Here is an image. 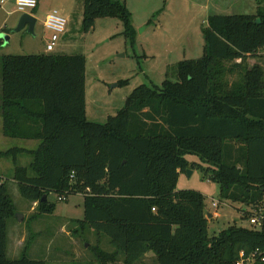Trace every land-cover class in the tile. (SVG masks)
I'll list each match as a JSON object with an SVG mask.
<instances>
[{"label": "trees", "instance_id": "obj_1", "mask_svg": "<svg viewBox=\"0 0 264 264\" xmlns=\"http://www.w3.org/2000/svg\"><path fill=\"white\" fill-rule=\"evenodd\" d=\"M106 17L130 22L125 2L84 0L86 32ZM203 32L202 58L176 65V81L135 89L105 124L87 119L83 55L1 58L3 133L40 144L0 157L33 156L35 177L17 166L14 181L39 204L35 215L54 213L52 192L84 196L81 228L106 235L116 249H97L101 264H135L149 251L159 264H234L241 253L264 251V229L233 225L212 236L204 195L177 190L180 173L199 168L224 198L253 208L264 202V70L243 64L264 50V11L210 16ZM236 71L230 83L227 73ZM16 214L0 177V264H46L26 251L8 258V220Z\"/></svg>", "mask_w": 264, "mask_h": 264}, {"label": "rangeland", "instance_id": "obj_2", "mask_svg": "<svg viewBox=\"0 0 264 264\" xmlns=\"http://www.w3.org/2000/svg\"><path fill=\"white\" fill-rule=\"evenodd\" d=\"M130 13L127 25L119 17L98 18L94 29L83 26L84 0H42L34 33L28 26L18 31L25 13L10 14L15 6L5 4L0 9V102L2 103L3 56L83 55L86 58V115L90 122L105 124L125 108L128 98L142 85L161 86L169 78L177 80L176 65L185 60H197L205 53V36L213 15H255L264 0H120ZM54 11L67 20L66 32L60 34L55 49L47 51L52 32L45 23ZM5 36V40L1 36ZM237 60L233 64H241ZM248 69L259 65L264 70V50L243 63ZM229 67V65H227ZM230 83L239 79V72L227 73ZM0 103V112L2 105ZM0 121V152L16 148L36 149L38 141L8 138ZM189 162L203 164L197 156L188 155ZM33 156L27 152L17 156L0 157V177L7 183L9 193L22 222L15 216L8 220L7 255L19 259L26 251L32 259L46 264H101L96 250L115 253L110 239L90 227L81 228L84 219V196L70 195L59 201V194L50 193L48 201L55 205L52 215L33 211V202L25 199L14 182L17 166L26 167L29 177ZM205 168L208 166L203 164ZM177 190H193L205 197V210L210 235H218L233 225L250 228L244 210L253 207L234 202L221 195V187L199 168L180 173ZM213 200L220 202L213 207ZM39 205V204H38ZM211 214V216H208ZM120 260H123L122 255ZM117 264H122L119 261ZM135 264H159L154 252H147Z\"/></svg>", "mask_w": 264, "mask_h": 264}, {"label": "built area", "instance_id": "obj_3", "mask_svg": "<svg viewBox=\"0 0 264 264\" xmlns=\"http://www.w3.org/2000/svg\"><path fill=\"white\" fill-rule=\"evenodd\" d=\"M5 0H0V9L3 8ZM39 0H15L19 12L25 13L28 10H34L38 7ZM67 20L61 17L58 12L54 11L49 14L46 20V27L52 32V39L47 44V51L51 52L55 49L60 34L66 32ZM65 196H59V201H65ZM220 202L213 200V207L219 208ZM250 226L259 230L264 229V202L251 210L249 217ZM264 263V251L257 249L249 255L241 253L240 258L234 264H256Z\"/></svg>", "mask_w": 264, "mask_h": 264}, {"label": "water", "instance_id": "obj_4", "mask_svg": "<svg viewBox=\"0 0 264 264\" xmlns=\"http://www.w3.org/2000/svg\"><path fill=\"white\" fill-rule=\"evenodd\" d=\"M36 23H37V20L36 18H34L32 15L28 14V13H25L21 19H20V23H19V26H18V31L22 30L23 28L27 27L28 26V29H29V32L31 34L34 33V29H35V26H36ZM258 23H260V20H258ZM5 36H1V39H4L5 40ZM46 198L43 199V201H45ZM208 216H211V214H209ZM16 217L19 219L20 222H22L24 220V216H22L21 214H16Z\"/></svg>", "mask_w": 264, "mask_h": 264}, {"label": "crops", "instance_id": "obj_5", "mask_svg": "<svg viewBox=\"0 0 264 264\" xmlns=\"http://www.w3.org/2000/svg\"><path fill=\"white\" fill-rule=\"evenodd\" d=\"M6 2H5V4H9V5H14L15 6V8H13V9H11V12H10V14L12 15L13 13H17V12H19L18 11V9H17V6H16V3H15V0H5ZM42 0H40V2H41ZM4 4V5H5ZM4 7V6H3ZM40 7H39V5H38V7L36 8V9H34V13H30V15H32L34 18H36L37 17V13L39 12V9ZM260 8V7H259ZM259 8H258V10H259ZM258 10H257V12H258ZM257 14V13H256ZM255 14V15H256ZM37 20V19H36ZM1 103V102H0ZM1 105H2V103H1ZM0 121H1V127H2V132H3V116H2V109H1V112H0ZM38 143L40 144V142L38 141ZM39 144H38V146H39ZM38 146L36 147V149L38 148ZM21 149H25V150H27V151H34V150H36V149H28V148H22V147H20ZM15 182V181H14ZM16 183V182H15ZM37 206H38V203H33V207H32V210L34 211L36 208H37Z\"/></svg>", "mask_w": 264, "mask_h": 264}]
</instances>
